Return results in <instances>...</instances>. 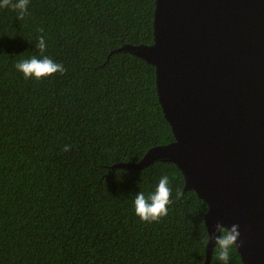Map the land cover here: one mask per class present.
Wrapping results in <instances>:
<instances>
[{
    "label": "trees",
    "instance_id": "trees-1",
    "mask_svg": "<svg viewBox=\"0 0 264 264\" xmlns=\"http://www.w3.org/2000/svg\"><path fill=\"white\" fill-rule=\"evenodd\" d=\"M155 4L30 0L22 21L0 8V264H205L208 206L178 167L112 169L174 141L155 68L117 52L154 43ZM41 35L67 72L26 80L15 64L41 56ZM164 175L168 215L143 222L135 194ZM229 264H244L235 246Z\"/></svg>",
    "mask_w": 264,
    "mask_h": 264
},
{
    "label": "water",
    "instance_id": "water-1",
    "mask_svg": "<svg viewBox=\"0 0 264 264\" xmlns=\"http://www.w3.org/2000/svg\"><path fill=\"white\" fill-rule=\"evenodd\" d=\"M153 28L152 45L117 52L155 68L174 141L112 169L175 164L208 206L205 264L218 222L239 224L244 264H264V0H156Z\"/></svg>",
    "mask_w": 264,
    "mask_h": 264
},
{
    "label": "clouds",
    "instance_id": "clouds-1",
    "mask_svg": "<svg viewBox=\"0 0 264 264\" xmlns=\"http://www.w3.org/2000/svg\"><path fill=\"white\" fill-rule=\"evenodd\" d=\"M29 2L30 0H0V8H11L17 12V18L22 21L28 14ZM38 31L42 32L43 29H39ZM36 47L41 53L40 57L33 55L31 58L21 59L15 64L16 70L21 72L26 80L30 78L42 80L57 73L64 75L67 72L62 63H57L48 56L43 55L46 50V43L42 35L38 37ZM70 150L71 145H65L63 148L65 152ZM169 183V177L164 175L159 179L155 190L148 193L147 196L143 191L135 194L134 212L141 221L148 223L157 222L162 217L168 215V206L172 203V189L169 187ZM181 195V192L177 190V199ZM239 228V224H232L230 227L219 222L215 224V231L219 235L211 237V239L214 238L215 240L216 247L214 250L218 260L222 264H229L230 250L233 246L238 247L237 241L240 238Z\"/></svg>",
    "mask_w": 264,
    "mask_h": 264
}]
</instances>
